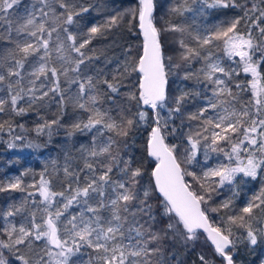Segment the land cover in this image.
<instances>
[{
  "label": "snow or ice",
  "instance_id": "snow-or-ice-1",
  "mask_svg": "<svg viewBox=\"0 0 264 264\" xmlns=\"http://www.w3.org/2000/svg\"><path fill=\"white\" fill-rule=\"evenodd\" d=\"M21 4L0 0V143L40 153L63 139L39 173L26 167L0 179V193L26 194L0 211V264H188L178 249L195 254L191 264H237L241 245L264 246V0L169 6L167 15L180 17L233 10L196 27L186 18L158 27L157 0L108 15L101 0H31L13 19ZM125 29L142 46L126 48L110 71L111 60L96 68L104 53L93 41ZM167 33L176 57L165 54ZM241 72L250 79L237 80ZM172 76L197 87L172 96ZM193 98L203 102L186 112ZM28 116L31 127L16 119ZM145 130L155 161L147 186L131 151L133 134ZM249 179L261 186L236 212ZM225 190L232 195L217 203ZM201 240L209 253L196 251Z\"/></svg>",
  "mask_w": 264,
  "mask_h": 264
},
{
  "label": "trees",
  "instance_id": "trees-1",
  "mask_svg": "<svg viewBox=\"0 0 264 264\" xmlns=\"http://www.w3.org/2000/svg\"><path fill=\"white\" fill-rule=\"evenodd\" d=\"M103 4H105L107 7L103 11V15L108 14H114L116 11H124L129 7H132L135 5L136 0H101ZM181 0H157V10L155 13V17L160 16V20H171L176 23L183 22L185 18L187 19V23L192 25V27H196L197 25L203 26L204 24H211V23H221L226 20L231 19L233 15V10H225V9H212L207 10L208 15H197L194 16L192 13H187L186 17H180V16H169L168 8L170 5H173L175 3H179ZM31 3V0H22V4L18 6V8L15 10V15L13 19L18 17L19 15L23 14L24 7L26 5H29ZM193 8L198 7V5H192ZM92 16H94L97 20H100L103 18V16H97L95 12L92 13ZM164 41V50L166 56H173L176 57L178 53V46L170 47L169 43L167 42L166 38L163 37ZM140 45V37L139 36H132L130 33H128L125 30H117L114 34H110L105 39H98L93 41V46H95L97 49H101L104 53L103 56H101V59L95 62V67H105L106 60H111V64H107L105 70L110 71L112 68L116 66V63L118 61L124 60V53L123 49L125 50L128 47H131L133 50V54H135L138 50L137 46ZM0 47H3L2 44H0ZM125 52V51H124ZM123 53V57L118 56ZM217 55L223 57L222 51L218 52ZM223 62L228 65L230 64V61H228L226 58H224ZM200 65L198 63L193 65V68H199ZM232 67H235V65H232ZM181 70V74H182ZM237 80L245 81L247 79H250V77L245 76L243 72L239 74V76L236 77ZM127 83V82H126ZM187 86V88H196L197 85L195 81H180L177 77L172 76L170 77V86H169V94L174 96L177 94V86L184 87ZM202 87V85L200 86ZM127 89H122V91H126ZM210 95V93H209ZM250 95V93L248 94ZM202 98H193L190 100L187 105L185 111H195L197 106H199L202 103ZM22 123H27L29 127L32 126V116L24 117V118H16ZM187 120H184V125L182 128L183 132H186L188 130L187 128ZM175 125L179 128L181 126V120L177 119L175 120ZM147 131H138L134 133V140L135 143L132 144L131 151L134 153V156L137 160H142L144 162V166L146 169V174L143 178L142 183L147 186V184L150 181V173L152 168L154 167V163L150 157L147 156L146 151V142H147ZM3 139H7L6 136L2 137ZM63 139V134L61 133V136L54 138V145L50 146L47 149L42 150L40 153L31 152V150L25 149L24 151H15V150H8L6 147V144L0 143V179H4L7 176H13L18 175L21 170H23L26 167H32L36 173H39L43 168V159L47 158L49 153H51L52 156H56L59 149V143ZM77 139L83 141L84 137H77ZM182 139V136L177 137H169L168 143H180ZM130 143H132L130 141ZM186 143V141H185ZM182 151V148H181ZM201 153L198 156V159L201 160ZM215 158H217L215 154ZM220 159H224L223 156L219 157ZM9 161L12 163L10 164ZM203 160H201L202 162ZM61 158V163H62ZM211 162V160H210ZM197 172H199V167H197ZM38 178V177H37ZM28 180H31V177L27 178ZM186 179L191 180L190 177H186ZM261 186V183L258 180L249 182L248 184H242L238 188V195L234 199L233 208L234 211L238 212L241 207H243L247 200L255 194ZM26 195L25 193L20 192H12V193H0V211L5 210L9 204L12 203H19L22 197ZM232 193L229 191H223V194L216 198V202L218 203L220 200L231 196ZM38 199V197H37ZM154 204L157 203V201H153ZM156 215L159 218V209L156 210ZM210 217L213 220L218 219L216 214L210 213ZM17 221H19L21 218L17 217ZM262 246L258 247L255 251H250L248 248H245L243 245L240 246L239 252L237 254L236 260L237 264H253V261H255V264H258V256H260V249ZM179 254L182 258L187 259L188 264H191V260L194 259V255H190L185 257L183 250L178 249ZM196 251H201L200 249L196 248ZM205 252V251H204ZM206 253V252H205ZM14 264V262H13Z\"/></svg>",
  "mask_w": 264,
  "mask_h": 264
},
{
  "label": "rangeland",
  "instance_id": "rangeland-1",
  "mask_svg": "<svg viewBox=\"0 0 264 264\" xmlns=\"http://www.w3.org/2000/svg\"><path fill=\"white\" fill-rule=\"evenodd\" d=\"M160 19H161L160 16H159V17H155V22H156V24H157L158 27L163 26L164 23H165L164 20H160ZM173 35H174V34L167 33V34H164V36H163V37L166 38V40H167V42L169 43V45H170L171 48H172L173 46L176 47V45H177V44L172 40V36H173ZM124 51H125V50L123 49V53H124ZM123 53H122V54L119 53L118 56L123 57ZM201 156H202V157H201V160H203V152H202V151H201ZM210 160H211L210 163H212V164H214V163L217 162V158H215V154H211ZM219 160H223V159H220V158H219ZM225 162H226V161H225ZM7 177H9V176H7ZM249 182H251L250 179L248 180V183H249ZM248 183H246V184H248ZM197 248L200 249L201 251H205L206 253H209V252L211 251V247L209 246L208 243H205L204 240H201V241L198 242V244H197ZM261 255H264V246H262L261 249H260V256H261ZM258 264H259V262H258Z\"/></svg>",
  "mask_w": 264,
  "mask_h": 264
},
{
  "label": "water",
  "instance_id": "water-1",
  "mask_svg": "<svg viewBox=\"0 0 264 264\" xmlns=\"http://www.w3.org/2000/svg\"><path fill=\"white\" fill-rule=\"evenodd\" d=\"M140 37V36H139ZM140 45L142 46V37H140ZM146 151H147V142H146ZM153 161V163H154V165H155V161L154 160H152ZM209 244V246L211 247V245H210V243H208Z\"/></svg>",
  "mask_w": 264,
  "mask_h": 264
}]
</instances>
